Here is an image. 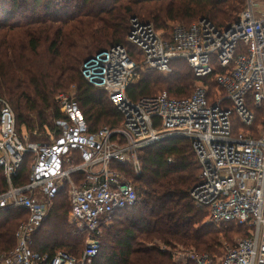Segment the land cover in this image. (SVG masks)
<instances>
[{
  "label": "built area",
  "instance_id": "1",
  "mask_svg": "<svg viewBox=\"0 0 264 264\" xmlns=\"http://www.w3.org/2000/svg\"><path fill=\"white\" fill-rule=\"evenodd\" d=\"M128 40L142 52L141 65L125 47L115 46L81 68L83 79L106 92L123 116L119 128L90 133L75 95L60 94L56 102L64 118L48 133L49 142H29L20 136L10 104L0 97V167L9 184L0 194V217L15 210L26 215L15 232L14 249L0 252V264H92L100 253L101 222L138 202L129 175H142V150L169 137L192 141L201 167L192 198L209 209L207 222L247 228L243 238L224 243L221 255L180 248L171 251L174 262L264 264V126L253 129V108L264 109V5L247 0L239 20L226 29L207 20L190 28L177 25L171 40L153 24L134 18ZM175 59L186 60L199 80L191 97L176 100L161 93L137 102L128 97L143 72H170ZM217 67L224 71L216 80L225 97L211 100L202 79ZM29 153L34 155L29 183L15 187L13 179ZM66 183L69 221L90 233L81 258L33 250L34 236Z\"/></svg>",
  "mask_w": 264,
  "mask_h": 264
},
{
  "label": "trees",
  "instance_id": "2",
  "mask_svg": "<svg viewBox=\"0 0 264 264\" xmlns=\"http://www.w3.org/2000/svg\"><path fill=\"white\" fill-rule=\"evenodd\" d=\"M246 6L247 0H0V97L13 109L20 136L29 131L33 142H49L48 131L64 118L57 94L71 87L90 133L119 128L123 116L108 94L81 75L86 60L123 46L141 65L142 52L128 40L134 18L153 24L165 40H171V32H163L170 23L190 28L207 20L226 29L239 20ZM16 17L23 22H14ZM220 74L224 71L217 67L202 79L211 100L225 97L216 80ZM198 81L186 60L175 59L170 73L143 72L127 93L134 102L161 94L154 93L158 90L183 100L192 96ZM253 110L257 115L253 129L264 126V109ZM239 127L235 120V128ZM36 131L42 133L39 138L34 136ZM141 157L142 175H129L137 186L138 202L101 222L100 253L92 264H176L169 249L177 245H193L215 256L223 252L222 237L232 245L237 234H247V228L236 224H209V209L194 202L192 191L199 183L201 167L190 139L165 138L143 149ZM33 158L27 154L13 179L15 187L29 183ZM69 189L66 183L53 200L34 236L35 252L53 256L63 251L82 257L90 233L69 221ZM8 190L0 167V194ZM25 217L21 210L0 217L1 253L14 249L15 232Z\"/></svg>",
  "mask_w": 264,
  "mask_h": 264
},
{
  "label": "rangeland",
  "instance_id": "3",
  "mask_svg": "<svg viewBox=\"0 0 264 264\" xmlns=\"http://www.w3.org/2000/svg\"><path fill=\"white\" fill-rule=\"evenodd\" d=\"M253 5L254 6H261V5H264V0H253ZM263 15V12H262V10H258L257 11V16L258 17H260V16H262ZM14 20V22H17V23H21V22H23V18H20V17H16L15 19H13ZM6 24H11V22H6ZM193 24V23H192ZM194 24H195V22H194ZM177 25H182V23H178V22H175V23H170V25H169V30H167V31H163V32H172L173 31V28L175 27V26H177ZM171 72V71H170ZM170 72H167V73H170ZM167 73H165V75H167ZM197 86V85H196ZM197 87H195V89H196ZM195 89L193 90V91H195ZM162 92H166V91H162V90H158L157 92H154V93H156V94H159V93H162ZM192 93H194V92H192ZM60 94H69V95H75V87H71V89L69 90V91H67V92H60V93H58L57 94V97L60 95ZM57 97H56V99H57ZM25 134H24V136L27 138V140L29 141V142H31L32 141V136L30 135V133H28V132H26V130H24L23 131ZM50 131H48V133H49ZM42 135V133L41 132H38V135L36 136L35 134H34V136L35 137H40ZM33 142V141H32ZM32 165H33V162H32ZM32 165H31V167H32ZM245 236V234L243 235H236L235 237H233V242L232 243H235L237 240H239L240 238H243ZM221 242L224 244V243H227L228 244V242H227V240L225 239V238H221ZM180 248H184V249H187V250H194V251H196L197 253H199V254H206L207 252H200V251H198L196 248H195V246H193V245H189V246H185V245H177L176 247H175V249L177 250V249H180ZM175 249H169V251H173V250H175Z\"/></svg>",
  "mask_w": 264,
  "mask_h": 264
}]
</instances>
